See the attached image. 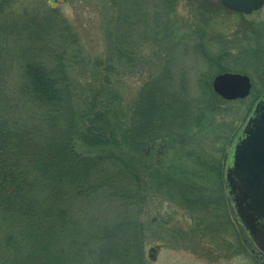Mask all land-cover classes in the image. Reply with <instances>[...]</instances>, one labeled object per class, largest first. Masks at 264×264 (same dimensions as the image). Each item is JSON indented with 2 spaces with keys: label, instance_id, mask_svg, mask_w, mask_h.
Wrapping results in <instances>:
<instances>
[{
  "label": "trees",
  "instance_id": "obj_1",
  "mask_svg": "<svg viewBox=\"0 0 264 264\" xmlns=\"http://www.w3.org/2000/svg\"><path fill=\"white\" fill-rule=\"evenodd\" d=\"M2 2L0 15L6 0ZM36 21L17 25L4 21L7 26L3 23L0 29V39L23 30L30 42L25 48L29 57L23 62L20 83L10 91L0 83V264H144L147 238L134 219L145 203L144 193L153 192L155 187L157 194L168 192L173 178L168 171L160 177L150 166L158 170L161 156L174 147L183 148L180 140L188 129L199 128L202 122L212 129L230 126L233 121L227 120L225 112L244 100L219 98L209 80L198 104L187 114V108L178 102L167 103L159 92L161 85L153 82L141 90L137 103L125 108L121 93L109 87V80L104 76L99 82L95 66L72 69L60 58L42 56L50 50L45 42H32L53 29ZM2 48L0 44L1 55L11 53ZM228 59L233 57L220 54L215 74L230 71L221 64ZM0 65L1 72L2 60ZM241 69L240 74L249 71ZM75 73L89 86L83 87ZM220 137L216 135L218 142L213 145L221 144L218 153L223 162L229 140L223 146L225 140ZM204 158L213 170L220 164L209 155ZM181 199L177 197L175 209L207 213L192 219L195 227L189 235L194 236L185 233L184 241L213 234L207 227L211 208L207 211L205 201L195 199L190 204ZM91 202L116 203L120 209L129 202V206L120 211L113 229L91 231L81 226L74 207ZM152 226L157 233V226L164 230L168 223L157 214ZM156 233L154 242L159 237Z\"/></svg>",
  "mask_w": 264,
  "mask_h": 264
},
{
  "label": "rangeland",
  "instance_id": "obj_2",
  "mask_svg": "<svg viewBox=\"0 0 264 264\" xmlns=\"http://www.w3.org/2000/svg\"><path fill=\"white\" fill-rule=\"evenodd\" d=\"M31 20L53 29L51 34L46 31V37L41 35L32 42L39 45L43 41L50 49L42 56L60 58L72 69L95 66L100 74L99 82L105 76L109 87L121 93L125 108L137 103L141 90L155 82L161 85L159 92L167 103L176 101L189 114L207 90L206 83L217 75L216 63L221 53L237 58L222 61L221 64L230 68L229 72L248 68L243 73L251 81L248 98L225 112L232 124L212 129L202 122L199 128L188 129L183 141L180 140L185 144L183 148L174 147L161 156L158 170L150 166L160 177L165 174L163 171H168L173 178L168 192L157 194L155 187L153 192L144 193L145 203L134 222L140 226L143 238H147L144 264H263L259 253L234 222L224 173L236 137L255 105L264 101V6L250 15H242L223 8L220 0H6L0 29L4 21L17 25ZM26 35L23 30L14 31L0 39L2 50L8 48L11 52L0 54L3 64L0 83L9 91L20 83L23 62L29 57L25 51L30 45ZM155 47L157 50L153 52ZM56 54L59 56L55 57ZM73 76L79 78L76 73ZM83 83V87L90 84ZM168 96L172 99H167ZM217 134L225 140H221L223 146L229 140L225 149L227 159L223 162L218 153L221 144L213 145ZM206 155L211 156V161L219 160L216 169L204 158ZM177 178L181 180L173 182ZM189 189L193 190L192 194ZM177 197L190 204L195 199L205 201L207 211L211 208L207 227L214 233L192 242L184 241L187 238L184 234L189 235L195 227L192 219L207 213L198 210L183 213L175 209ZM128 203L124 202L121 209L116 203L105 202L77 203L74 207L81 226L94 231L117 226V217L121 210L126 211ZM157 214L164 217L168 226L164 230L157 226L156 233L152 219ZM155 233L159 237L154 242Z\"/></svg>",
  "mask_w": 264,
  "mask_h": 264
},
{
  "label": "water",
  "instance_id": "obj_3",
  "mask_svg": "<svg viewBox=\"0 0 264 264\" xmlns=\"http://www.w3.org/2000/svg\"><path fill=\"white\" fill-rule=\"evenodd\" d=\"M232 12L250 15L264 0H220ZM214 94L225 101L249 96L251 82L238 73L213 77ZM227 195L235 216L255 248L264 257V101L258 102L235 139L224 173Z\"/></svg>",
  "mask_w": 264,
  "mask_h": 264
},
{
  "label": "flooded vegetation",
  "instance_id": "obj_4",
  "mask_svg": "<svg viewBox=\"0 0 264 264\" xmlns=\"http://www.w3.org/2000/svg\"><path fill=\"white\" fill-rule=\"evenodd\" d=\"M228 202H229V200H228ZM233 215H234V214H233ZM234 218H235V219H234V220H235L234 222L236 223V226L239 227V223H238L237 218H236L235 216H234ZM261 258H262V260H263V264H264V257L262 256Z\"/></svg>",
  "mask_w": 264,
  "mask_h": 264
}]
</instances>
